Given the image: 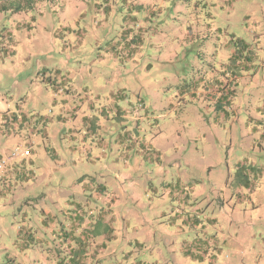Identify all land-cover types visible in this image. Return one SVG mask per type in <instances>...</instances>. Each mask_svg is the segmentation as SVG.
Listing matches in <instances>:
<instances>
[{
  "label": "rangeland",
  "instance_id": "rangeland-1",
  "mask_svg": "<svg viewBox=\"0 0 264 264\" xmlns=\"http://www.w3.org/2000/svg\"><path fill=\"white\" fill-rule=\"evenodd\" d=\"M263 107L264 0L0 10V264H264Z\"/></svg>",
  "mask_w": 264,
  "mask_h": 264
},
{
  "label": "crops",
  "instance_id": "crops-1",
  "mask_svg": "<svg viewBox=\"0 0 264 264\" xmlns=\"http://www.w3.org/2000/svg\"><path fill=\"white\" fill-rule=\"evenodd\" d=\"M219 84H220V82H219ZM218 91H220L219 92V98L222 99V101H229L230 96H228V94H224V89L220 88ZM260 111H262L261 117H264V107L262 109L260 108ZM263 121H264V119H263ZM75 168L76 167L74 166V169H72L71 172H72L73 176L76 178V180H78L80 178H84L86 176H89V175H85L84 173L76 171ZM90 177L93 178L94 176H90ZM90 188H91V186H90ZM68 212H70V211L68 210ZM92 212L93 211L90 209L86 212L85 209L79 208V210H76V212H74V214L71 216L72 217L71 223L66 224V219H64L63 221L60 222V227L62 228L63 231H70V233H71L70 236H71L72 240H75V238H76L75 234L80 232V234L83 236L85 244L87 246V244L90 240H92V241L94 240V238H93L94 236L85 232L86 229L83 228L82 226H83V224H85L87 227L92 226V228L90 227V229L94 230V232H95V215ZM83 238H80V241ZM68 246H69V248H71L70 243L68 244Z\"/></svg>",
  "mask_w": 264,
  "mask_h": 264
},
{
  "label": "trees",
  "instance_id": "trees-1",
  "mask_svg": "<svg viewBox=\"0 0 264 264\" xmlns=\"http://www.w3.org/2000/svg\"><path fill=\"white\" fill-rule=\"evenodd\" d=\"M40 1L43 0H0V10L6 11L10 10L12 12H21L28 11L33 9ZM52 1V0H46ZM223 84L222 82L220 83ZM226 86V85H224ZM220 87L225 90V87ZM230 93H228V96ZM224 103H228V101H223Z\"/></svg>",
  "mask_w": 264,
  "mask_h": 264
},
{
  "label": "built area",
  "instance_id": "built-area-1",
  "mask_svg": "<svg viewBox=\"0 0 264 264\" xmlns=\"http://www.w3.org/2000/svg\"><path fill=\"white\" fill-rule=\"evenodd\" d=\"M25 153H27V152H25ZM21 155H22V154L12 153V155L10 156L9 159H15L16 157H19V156H21Z\"/></svg>",
  "mask_w": 264,
  "mask_h": 264
}]
</instances>
